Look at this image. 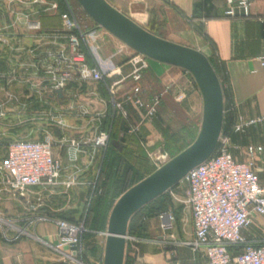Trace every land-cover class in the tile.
<instances>
[{
  "label": "crops",
  "instance_id": "crops-1",
  "mask_svg": "<svg viewBox=\"0 0 264 264\" xmlns=\"http://www.w3.org/2000/svg\"><path fill=\"white\" fill-rule=\"evenodd\" d=\"M125 1V16L136 25L144 29L146 23H149L154 28H161L166 35L163 37L165 40L190 46L189 48L197 50L210 61L222 93L220 132L228 135L232 159L236 162H246L247 146H264V121L246 126L237 133L230 130L238 119L247 121L264 115V73L257 60L264 55V4L261 0L252 3L250 17L247 18H229L224 15L228 6H234L236 0ZM85 16L92 23L85 30L88 36L86 48L97 58L104 60L106 73L125 59V53L132 50L97 27L86 14ZM38 23L39 34L8 33L2 37L10 46L7 54L2 56L0 53V75H11L14 81L23 78L26 82H22L24 85L20 97L23 101L20 100L22 103L19 106L34 108L33 122L28 123L29 129L25 134L16 136L11 131V121L7 119H4V122L8 129L3 132L9 138H48L52 143V154L62 167L59 182L73 172L74 165L78 170V185L65 190L59 184L45 191L48 193L46 195H40L41 191L35 192L36 198H32L35 210L30 212L24 210L25 204L20 198H10L6 195L0 197V264H73L53 249L56 241L53 221H66L68 211L75 208L81 193L86 192L88 184L92 181L91 173L97 171L100 157L107 150H116L117 146H123V132L119 129L117 113L113 112L107 103L108 95L104 85L89 81H72L61 90L63 98L55 99L54 89L44 66L51 63L48 59L50 55L66 46L63 38L50 36L61 32L62 22L57 15H48L40 16ZM200 31L206 36L205 39L199 35ZM106 40L113 46L109 47ZM19 41L23 46L14 48L11 45ZM24 53L30 54L29 59L20 60ZM33 54H36V58ZM160 65L165 64L151 61V73L170 86L172 92L181 96L180 99L186 95V114L197 117L201 110V99L198 90L191 86L187 88L185 85L181 71L186 72L176 67L166 65L164 68ZM36 74L37 77L34 78L39 82L29 83ZM24 121H19L18 126H22L21 122ZM96 128L109 131L107 148L102 151L83 147L76 154V161L70 163L67 155L72 153V149L69 148L68 142L90 138ZM254 167L257 181L264 183V153L255 156ZM180 199L172 198L173 204ZM182 203L181 206L178 203L175 205L172 234L176 240L189 241L193 236L192 223L189 210L184 202ZM37 218L42 219L38 221ZM149 225V231L154 234V238L161 237L157 221L156 225L152 222ZM241 236L249 241L263 240L264 217L252 215L251 225L241 230ZM131 249L130 254L135 255V262L138 264L200 263L197 256L187 247L179 246L172 250L154 252L153 249H158L151 243L136 242Z\"/></svg>",
  "mask_w": 264,
  "mask_h": 264
},
{
  "label": "built area",
  "instance_id": "built-area-1",
  "mask_svg": "<svg viewBox=\"0 0 264 264\" xmlns=\"http://www.w3.org/2000/svg\"><path fill=\"white\" fill-rule=\"evenodd\" d=\"M15 1L20 4V10L14 12L13 27L21 25L26 31L40 30L38 18L48 15H57L62 22L61 32L50 36L63 38L66 46L50 55L48 59L51 63L44 66L52 88L62 90L66 84L77 80L100 83L105 86L107 103L113 112L120 111V102L114 96L117 84H106L107 78L119 74L120 66L103 74L94 64L86 63L88 36L86 32L79 30L69 0ZM254 1L236 0L234 6H228L224 15L229 18L250 17V7ZM261 2L264 4V0ZM257 60L259 68L264 73V55ZM150 61L135 52V55L125 62L133 68L128 76L136 80L137 71L149 68ZM7 79L13 77L0 75V82L9 81ZM137 91V87L130 88L126 100L133 108H142L145 117L153 116L158 99L143 103L135 96L134 93ZM3 115L0 113V117ZM261 121H264V115L247 121L238 119L230 131L237 133L244 127ZM108 139V130L97 129L90 138L70 140L68 144L72 153L67 155L68 161L74 163L76 154L83 147L104 151L108 146ZM229 149L228 135L220 132L211 156L190 169L180 180L185 185L184 204L190 213L192 239L184 241L174 238L172 231L175 215L170 205L156 214L161 237L157 240L154 238L148 243L164 250L169 243L172 248L187 247L200 260L199 264H264V239L249 241L241 236V230L251 225L252 215L264 217V183L260 184L257 181L254 167L255 156L264 153V146H247L246 162L234 161ZM72 166L73 172L59 182L62 167L52 154V143L48 138L7 141L4 157L0 160V197L6 195L10 198H20L25 204L24 210L33 211L35 206L32 198L36 195L32 190L49 191L59 184L68 190L78 185V170ZM88 185L94 187V182ZM37 219L39 221L42 218ZM53 222L56 240L54 251L73 264H82L79 259L84 232L82 225H75L62 219H55ZM102 234L105 236V233ZM126 239L127 236L125 241Z\"/></svg>",
  "mask_w": 264,
  "mask_h": 264
},
{
  "label": "rangeland",
  "instance_id": "rangeland-1",
  "mask_svg": "<svg viewBox=\"0 0 264 264\" xmlns=\"http://www.w3.org/2000/svg\"><path fill=\"white\" fill-rule=\"evenodd\" d=\"M106 1L112 7L119 9L121 13L127 15V2L125 0ZM69 3L79 30L85 32L92 23L85 16L75 0H69ZM19 10L20 4L17 1L11 0V2H9V0H0V53L2 56L7 54L8 47L10 46L9 43L3 40L2 37L4 34L11 33L14 35H20L39 33V30L26 31L21 25L13 27L12 24L15 21L14 12ZM144 29L161 38L166 37L161 28H154L153 25L149 23H146ZM11 45H13L14 48H17L23 46V43L19 41L17 43H12ZM107 45L109 47L113 46L110 41H107ZM125 55V59L117 65L120 66L119 74L106 79L107 85L113 83L117 84L114 88L116 90L114 96L120 102L121 107V110L117 112V122L120 131L123 132V146H117L116 150L114 149L110 151L112 153L109 152L100 157L101 159L97 171L91 173V182H94V187L88 186L86 192L81 193L75 208L68 211L69 216L66 219L69 223L75 225L81 224L84 229V232L82 233V236L84 234V238L81 241L82 252L79 258L82 264H102V246L104 240L102 233L105 232V223L109 210L116 201V197L121 190L133 181L148 176L157 166H160L186 148V146L193 141L200 123L201 110L199 115L194 118L189 114H186V95L183 99H179V96L172 92L173 89L170 88V86L165 85L164 82L157 79L151 73L149 69L150 67L138 70V78L136 80L132 79L131 76H128L133 68L129 64H125V62L132 58L135 55V52L130 51L125 53ZM29 57L30 54L24 53L20 57V60L29 59ZM33 57L36 58V54H33ZM103 61V59L97 58L90 50L86 55V63H88V65L94 64L98 70L104 74L105 70ZM160 66L166 68V65ZM181 74L185 78V85L187 88L191 86L193 89L197 90L190 74L187 72L184 73L183 71H181ZM35 76L37 77V74L32 76L29 83L39 82L37 78H34ZM7 80L9 81H2L3 87L0 86V113L4 114L3 117H0V160L4 157L5 143L7 141L25 139L23 137L9 138L3 132L8 129L4 119L11 121L12 126L10 128L16 136H22L25 134L24 132L29 129L28 123L33 122L32 118L34 117V108L19 106L23 101L20 94L22 93L21 89L24 85L22 82L25 80L23 78L16 81H14L15 79ZM182 82H184V80H182ZM134 87L138 88V91L134 94L141 102L150 103L154 98L158 99L155 114L153 116L145 117L142 108H133L126 100L127 92L130 88ZM9 94L11 95L10 98L8 97ZM21 99L22 101H20ZM9 102L11 103L10 105L8 104ZM22 120H25L24 122H21L22 126H18V122ZM156 121L158 126L164 129L163 132L157 129ZM13 124L17 125L13 126ZM96 130L97 128L94 130V133ZM119 179L122 180L120 183H118ZM32 192H39V190H32ZM39 193L40 195L48 194L45 191ZM167 197L170 199V205H172L174 210L177 203L181 206L185 198L184 183L179 181L170 188L168 194L163 195V199H166ZM33 198L36 197L33 195ZM172 198L181 199L175 201L173 204ZM98 201L103 202L101 211H103L102 213L104 214L103 217L105 222L102 228L92 229L89 226L91 220L90 211ZM165 208L166 206L163 209ZM143 213V210H141L133 218V222H137L138 220L141 221L142 230L134 233H126L127 239L124 248L123 264H138L135 262V255L133 254L132 256L130 254V251H132L131 246L134 243L133 240H136L139 243L148 244L149 241L154 239V234L149 231V223L152 222L156 225V215H144ZM0 225H2L1 222ZM169 249L172 250V245L170 243L166 245L165 250ZM153 251L160 252L164 251V249H153Z\"/></svg>",
  "mask_w": 264,
  "mask_h": 264
},
{
  "label": "water",
  "instance_id": "water-1",
  "mask_svg": "<svg viewBox=\"0 0 264 264\" xmlns=\"http://www.w3.org/2000/svg\"><path fill=\"white\" fill-rule=\"evenodd\" d=\"M82 11L119 42L151 61L189 73L201 99V115L193 141L151 174L124 191L111 207L105 228L102 264H123L128 221L141 207L177 184L193 167L214 151L222 125V93L207 58L192 48L179 45L136 25L106 0H75ZM56 100L63 98L54 89Z\"/></svg>",
  "mask_w": 264,
  "mask_h": 264
},
{
  "label": "trees",
  "instance_id": "trees-1",
  "mask_svg": "<svg viewBox=\"0 0 264 264\" xmlns=\"http://www.w3.org/2000/svg\"><path fill=\"white\" fill-rule=\"evenodd\" d=\"M199 35L205 39V35L204 33H202V31L199 32ZM157 36V35H156ZM159 37V36H158ZM161 38V37H160ZM209 64H210V61L208 60ZM211 65V64H210ZM156 127L157 129H159L161 132L164 131V129H162L160 126H158V123L156 121ZM122 142V140H121ZM192 142V141H191ZM190 142V143H191ZM189 143V144H190ZM123 144V143H122ZM188 144V145H189ZM187 145V146H188ZM186 146V147H187ZM111 150H107L105 152V154L109 153ZM112 153V152H110ZM179 153V152H178ZM175 156V155H174ZM105 159V158H104ZM153 172V171H152ZM151 172V173H152ZM150 173V174H151ZM141 180V179H140ZM140 180H136V181H133L131 184L129 185H126L122 190L121 192L119 193V195L116 197L118 198L124 191H126L128 188H130L131 186H133L134 184H136L137 182H139ZM117 181V180H116ZM122 180L119 179L118 180V183H120ZM163 195H167V194H162L160 195L159 197L155 198L154 200H152L151 202L147 203L146 205H144L143 207H141L138 211H136L132 216L131 218L129 219L128 221V225H127V231L126 233H134L136 231H139V230H142V225H141V221L138 220L137 222H133V218L135 217V215H137V213L141 210H143V214L144 215H151V214H154V216L165 210L168 206H170V200L169 198L167 197L166 199H163ZM102 206H103V202L101 201H98L96 202L94 208L91 209L90 211V214H91V220L89 222V226L92 228V229H100L102 228V226L104 225V214L102 213L103 211H101L102 209ZM113 206V205H112ZM111 206V207H112ZM166 206L165 209H163L164 207ZM111 209V208H110ZM110 211V210H109ZM108 217V216H107ZM146 218V217H145ZM107 220V218H106ZM106 224V223H105ZM84 238V234L82 236V239Z\"/></svg>",
  "mask_w": 264,
  "mask_h": 264
}]
</instances>
